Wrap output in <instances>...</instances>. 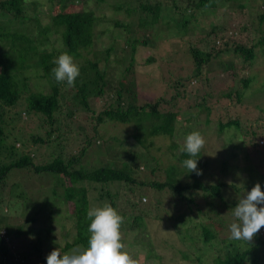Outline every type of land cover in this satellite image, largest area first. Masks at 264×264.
<instances>
[{"label":"trees","instance_id":"1","mask_svg":"<svg viewBox=\"0 0 264 264\" xmlns=\"http://www.w3.org/2000/svg\"><path fill=\"white\" fill-rule=\"evenodd\" d=\"M96 1L99 4L107 2ZM222 1L225 0H120L116 8L122 13L109 18L112 28H102L103 17L94 10L83 9L89 0H48L51 15L50 22L46 24L42 16L46 3L0 0V10L10 17L6 21L0 20V264H47V258L40 253L43 247H52L49 243L55 225L52 215L40 221L43 223L40 229L43 237L34 238L39 255L32 257L22 249L23 245L14 243L23 235L32 241L33 235L30 231L26 233V228L30 222H39L31 218L19 228L20 222L14 223L19 221L14 217V209L26 204L27 198L35 199L37 196L28 184H8L11 172L16 170H25L32 177L52 174L59 179L60 184L53 189V194L56 201L73 204L76 229L74 237L65 235L66 239L72 241L65 243L63 253L87 247L90 235L87 232L90 224L87 210L108 203L124 219H131L130 231L121 230V235L124 250L132 256V249L127 247L126 234L130 236L129 240L134 238L137 243L141 236L153 233L149 224L146 227L143 221L145 219L147 223H152L151 219L156 217L155 210L163 204L158 194L152 202L142 197L128 201L120 208V192L129 194L139 188H151L157 192L168 189L170 193L167 195L173 196L176 209L179 206L187 207L190 210L188 214L205 217L204 223H200L203 242L213 251L207 250L206 257L202 258L198 242L195 248L193 245L191 248L197 252L195 257L190 250H179L176 256L172 253L169 255L170 261L175 264H259L262 255L264 261V233L261 230L251 242H232L226 230L219 228L209 206L202 215L203 211L196 200L197 190H203L205 195L200 199L213 202L210 204L212 208L220 206L219 214L222 207L229 211L223 198V190L228 183L214 185L216 181L206 183L203 180L220 175L223 168L236 169V165H230V158L238 157L239 151H233L226 157L221 145L215 147L217 173L214 174L216 167L210 164L212 160L203 157V147L195 158L201 172L197 175L182 167V162L189 157L181 149L186 136L193 131L176 136V126L182 121L191 124L194 131L201 132L205 140L213 136L221 139L224 133L235 129L244 135L243 140L240 137L243 146L239 144L238 148L248 162L251 147H254L253 139L263 134L264 124L249 125L250 121L240 116L234 108L248 111L256 107L258 114L255 122L264 120V84L247 96L256 77L248 73L243 78L239 75L248 70L250 73L260 55L264 56V11L259 12L258 28L243 25L235 28L238 33L230 34L224 25L212 23L207 33L199 31L191 34L186 46L173 43L169 62L177 59L182 62L184 56L190 64L184 67L180 63L177 72L171 67L162 68V79L168 81V88L174 92L172 96L143 100L139 96L136 80V57L140 49H159L160 42L173 35L168 31L179 28L177 18H182L185 28L198 13L221 8ZM112 8L115 6L112 5ZM29 9L37 14L29 15ZM23 22L32 25L25 26ZM164 29L168 31L164 33ZM249 35H253L252 40ZM65 52L73 57L80 68V76L74 87H68L66 82L57 83L52 74V69L56 67L55 59ZM225 55L231 59L235 57L239 62L231 60L224 69L215 71L214 66ZM114 62L117 66L112 68L111 63ZM147 62L155 63L156 59L152 55ZM119 65L123 66V71L120 78H116L114 75ZM189 67L190 74H187L186 68ZM237 78H240L239 86L233 87ZM182 99L192 100V103L183 111L174 110ZM29 121L37 122L36 134H26ZM212 121L216 122V130L207 132L205 127H209ZM107 122L135 125L132 138L146 152L128 154L121 147L120 139H114L115 144L109 147L103 142L104 153L109 154L108 163L104 161L103 165H99L101 167L89 169L84 165L85 160L98 145L99 129ZM160 136L171 139L169 150L178 161L169 166L168 178L165 176L168 168H163L156 158L148 156L149 148L154 147L153 139ZM179 138H182L181 144L177 143ZM200 158L202 162H199ZM148 165L153 175L157 173L152 181L142 177ZM201 177L202 180L199 179ZM255 185L248 186L247 191ZM229 187L241 190L234 185ZM89 190H92V195ZM47 200L51 202L49 197ZM172 209L166 216L172 224L186 220L187 212ZM149 238L151 241L146 249L162 259L159 255L163 253L161 246L156 248L152 238ZM185 240L193 242V235L187 232ZM166 244L169 243L166 241ZM223 246L233 247L234 252L227 251L222 256ZM154 256H148L146 263L156 264ZM133 258L141 261L140 256Z\"/></svg>","mask_w":264,"mask_h":264},{"label":"rangeland","instance_id":"2","mask_svg":"<svg viewBox=\"0 0 264 264\" xmlns=\"http://www.w3.org/2000/svg\"><path fill=\"white\" fill-rule=\"evenodd\" d=\"M28 1H35L39 2L41 4L46 3V5L43 7L44 13L42 14L44 23L50 22V10H49V4H47L48 0H28ZM83 9L87 8L88 10H94L98 13V15L103 17V23L101 25L102 28L110 27L112 28V23L109 24V18L113 16L120 15L122 11L116 8V6L120 5V0H107L105 3H98L96 0H89L87 4H85ZM112 5L115 6V8H112ZM221 8L214 10H205L203 13H198L191 21V23L183 28L182 26V18H177L179 25V28H173L169 31L167 29H164L165 32H169L171 35L170 39H164L160 42L159 49L152 50V49H140L138 52V55L136 57V66H137V74H136V80L138 82V90H139V96L141 99L146 101H153L160 96H172L174 94L173 91H170L172 88H168V81L162 79V68H169L171 67V70L174 72H177L176 69H179L181 64H183L184 67L188 66L190 64L187 59L183 56V61L181 62L180 59H177L173 62H169V54L172 50V44L176 43L180 46H186V43L189 41V37L191 34L198 33L201 31L202 33H207L208 29H210V24L215 23L219 25H224V27L228 30V32L231 33H238V31L235 30L236 27H242L243 25L247 26L249 25L252 28H258L259 27V17L258 15L264 11V0H225L221 3ZM242 6V7H241ZM30 13L29 15H36L31 9H29ZM42 10H40L41 12ZM260 12V13H259ZM9 16L4 14L0 10V20L6 21L9 20ZM23 25H32L30 22H23ZM262 28V27H261ZM263 34H264V24H263ZM236 31V32H235ZM163 34V33H161ZM250 39L252 40L253 35H249ZM196 41V39L194 38ZM153 57L156 59V62L148 63V59L150 57ZM231 60H235V62H239L238 59L230 58L229 55L223 56V58L219 59V61L216 63L217 66H214V70L218 71L219 68L224 69V67L230 63ZM169 62L170 64H166ZM174 63V64H173ZM181 63V64H180ZM112 68L117 66V64L111 63ZM180 64V65H179ZM237 65V64H236ZM239 65V64H238ZM237 65V66H238ZM34 66H37L35 64ZM115 72V77L120 78V74L123 71V66L119 65L117 67ZM167 69H165L166 71ZM190 67L189 69L186 68L187 74H190ZM247 71V70H246ZM179 73V72H178ZM177 73V74H178ZM252 74L256 77L254 83L252 84V89L247 91V96H250V94L257 90L258 88L262 87L264 84V56L259 57L256 64L247 72H241L239 75L241 78L244 77L245 74ZM170 74V73H169ZM176 74V75H177ZM167 75V74H166ZM240 78L235 79L233 83V87L239 86ZM191 94V91H189ZM192 103V100H179L177 105H175L174 110H181L186 109L188 107V104ZM234 111H236L240 116L245 117V119L249 122V125L251 123L254 124H264V120L260 121L259 123H256L255 117L258 114V109L256 107H251L248 111L244 108H234ZM37 128V122L35 121H29L27 123V126L25 128L26 134H36L37 131L35 130ZM204 128V127H203ZM244 127V132L246 131ZM207 132H211L216 130V122L212 121L209 127H205ZM135 125L133 124H121V123H114V122H107L99 129V140L97 141V144L92 149L89 157L85 160V166H89V169H93L95 167L99 168L103 165L104 161L105 163H108L109 161V154L104 153L105 146L101 145V143L105 142L106 147L114 145V139H120L121 140V147L125 148L128 152H134L137 154L145 153L146 150L142 148V146L138 145L136 141L132 138V134L135 133ZM194 127L191 124H187L184 121L180 122L176 126V136H184L186 133L194 131ZM28 136V135H27ZM244 137V135L235 129H232L222 135L221 139H218L217 137L213 136L211 138H208L205 140V155L203 156L207 160L210 161V164L215 165V158H214V148L220 146L221 149H225L226 157L229 156L230 153L233 151H239L238 157H231L230 158V165H236V169L232 170L230 168H223L220 171V175L217 173V165H215L216 170L214 171V177L211 178H205L206 183H212L213 181H216L217 185L219 182H225L228 183L227 187L223 190V198H225V203L229 206V211L225 209L224 207L221 208L220 213L218 209L219 207L212 208L210 207V204L213 203L209 200H205L204 198L200 199L201 196L205 195V192L203 190H197V202L200 204L202 209V215L204 211L207 209V206H209L211 210L212 216L215 218V220L218 222V226L222 230H226V234L230 236L229 233V226L233 222V215L232 210L236 204L238 203V199L240 197H243L247 192L248 186H253L257 183H260L261 186H264V132L261 136H258L253 139L254 147H251L250 150V158L248 162L244 159V153L239 150L238 145L243 144L241 143V139ZM243 140V139H242ZM101 141V142H100ZM247 138V144L248 142ZM154 147L149 148V157L156 158L161 166L163 168H168L165 171V176L168 178V172H169V166L173 164H177V158L171 154V151L169 150L170 146L172 145V141L169 137H156L153 139ZM178 144L182 143V138L177 141ZM207 144V145H206ZM225 144V145H222ZM32 146V145H30ZM120 146V144H119ZM44 152V151H43ZM247 152V148L245 151V154ZM180 157V154L178 156V159ZM203 159L200 158L199 162H202ZM99 166V167H98ZM213 166V165H211ZM214 166L212 167V169ZM87 170V169H86ZM224 170V172H223ZM25 170H16L12 171L9 178H8V184L16 182V184H21L24 186L25 184H28L32 186V190L34 194H37L36 198L33 199L27 198V203L22 205L21 208L14 209V217L19 220L14 223L20 222L18 224V228L22 226V223L26 220H29L31 218H36L39 220V222L35 223H29V226L26 228V233L30 231V233L33 235L32 241L28 240L25 235H23L21 238L17 239L16 243H19L22 246V249H25L27 251L28 255H31L32 257H36L39 255L40 250L37 251L36 245L34 242V238H42V232L41 227L43 223H41V220L47 219L50 215H52L56 221H54V227H53V234L49 236V243L52 244V247L49 248H42V251L40 254H42L44 257L47 258V256L53 251L52 249H58L61 254H65L62 251V248H64L65 243L67 241L71 242L72 240L66 239L65 235H69L74 237L76 235V229H75V216L73 215V204H65L60 203V201H56V197L53 194V189L57 187L58 184H60L59 179L52 174H41V175H32L25 173ZM145 177L147 180H154L156 179L157 173L152 174L151 168H149V165L146 167L145 173H142V177ZM162 176V175H161ZM163 177V176H162ZM203 177L199 178L202 180ZM198 179V181H199ZM18 182V183H17ZM205 186H210L211 184H203ZM231 186H237L240 188V191H236ZM118 187V186H117ZM61 190V189H60ZM90 191V190H89ZM92 190L90 191V195ZM154 191L151 188H139L137 191H134L132 193L127 194L126 192H120V197L122 199L121 201V207L127 205L128 201H135L142 197L148 198L149 200L154 199L156 195H160L158 197L159 201L162 202L163 206L160 207L157 211L155 210V218L151 219L152 223H147V221L144 219L143 225L146 227H151V233L149 236L144 235L141 236V240L137 243L134 242V238H130L126 234L125 238L127 243L129 244L127 247L133 254L132 257H138L140 256V260L138 261V264H147L146 258L148 256H154L153 252H150L146 248L148 247V244L150 243L152 238V243L157 248L158 246H161V250L163 253L159 254L162 256V259L159 256H154L156 264H175L176 262L170 261L169 255L172 253L173 255H177L179 250L184 251H191L194 253V257L197 254V252H194L192 250V245L195 248V244L199 242V247L201 250V256L202 258L206 257L205 254L208 251H213L209 248V245L204 243V236L201 233L200 223H204L205 217L201 215H197L196 213H190V210H188L187 207L179 206L177 209L175 206H173V203H175V200L172 195H167V193H170L168 189L160 192ZM45 194H47L45 197H43ZM142 195V196H140ZM50 198V201L47 200V198ZM92 197V196H91ZM79 198V197H78ZM220 201V200H219ZM194 207V205H193ZM130 208V207H129ZM175 211H181L187 212L186 222H174L172 224V221L170 222L169 219L166 217L169 215L173 209ZM172 210V211H171ZM132 215V214H131ZM163 215V216H162ZM1 216V215H0ZM130 221L131 219H127L125 217L124 222L125 225L122 224L121 230L122 232H129L130 230ZM217 224V223H215ZM173 225V226H172ZM195 227V228H194ZM28 229V230H27ZM17 232L18 230L15 229ZM184 231V232H183ZM189 232L191 235H193L194 241L189 242L186 241L185 238H187V232ZM156 234H155V233ZM261 232L264 233V229L261 228ZM159 233V234H158ZM182 233V234H181ZM36 236V237H35ZM46 238V234H45ZM44 239V238H43ZM166 241L171 244H166ZM134 242V243H133ZM233 242V240H232ZM239 242V241H238ZM58 243V246H57ZM194 243V244H193ZM13 244V243H11ZM138 244V245H137ZM227 244L229 245V241H227ZM178 248V249H177ZM41 249V248H40ZM75 249H81V248H75ZM197 249V248H196ZM156 250V249H155ZM221 255L224 256L225 252L229 251L231 253L234 252L233 247H222ZM72 251V250H71ZM71 251H68V253H71ZM199 252V251H198ZM213 253V252H212ZM134 255V256H133ZM263 258V255H262ZM261 258V261H262ZM35 259V258H34ZM173 259V258H172ZM176 260V259H175ZM259 264H264V261H262Z\"/></svg>","mask_w":264,"mask_h":264},{"label":"clouds","instance_id":"3","mask_svg":"<svg viewBox=\"0 0 264 264\" xmlns=\"http://www.w3.org/2000/svg\"><path fill=\"white\" fill-rule=\"evenodd\" d=\"M52 69V74L57 83H65L68 87H74L77 77L80 76V68L74 62L73 57L65 52L59 55ZM205 139L201 132L189 133L182 152L187 153L188 159L182 162V167L190 173L200 175L198 159ZM233 222L229 226L230 239L236 241L251 242L264 228V190L257 183L243 197L238 199L236 206L231 209ZM87 219L90 224L87 232L90 234L87 247L73 249L71 253L61 254L58 249L51 251L47 256V264H138L127 251L122 242L121 226L124 217L108 203L103 206L92 207L87 210Z\"/></svg>","mask_w":264,"mask_h":264}]
</instances>
